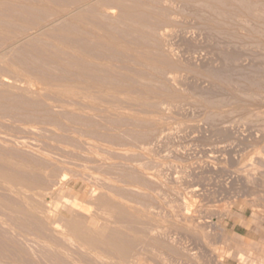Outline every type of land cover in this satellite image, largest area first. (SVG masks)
Returning <instances> with one entry per match:
<instances>
[{
    "label": "rangeland",
    "instance_id": "obj_1",
    "mask_svg": "<svg viewBox=\"0 0 264 264\" xmlns=\"http://www.w3.org/2000/svg\"><path fill=\"white\" fill-rule=\"evenodd\" d=\"M0 264H264V0H0Z\"/></svg>",
    "mask_w": 264,
    "mask_h": 264
}]
</instances>
